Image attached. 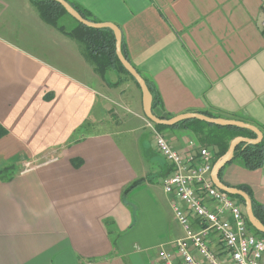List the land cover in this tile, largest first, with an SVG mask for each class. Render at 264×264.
I'll return each mask as SVG.
<instances>
[{"label": "crops", "instance_id": "obj_1", "mask_svg": "<svg viewBox=\"0 0 264 264\" xmlns=\"http://www.w3.org/2000/svg\"><path fill=\"white\" fill-rule=\"evenodd\" d=\"M66 1L120 29L157 113L211 112L264 140V0ZM78 43L30 0H0V264H162L158 250L184 235L163 188L172 166L140 88L115 69L99 75ZM163 134L183 155L205 145L185 128ZM222 181L264 206V160L249 170L235 158ZM210 246L228 258L216 235Z\"/></svg>", "mask_w": 264, "mask_h": 264}, {"label": "built area", "instance_id": "obj_2", "mask_svg": "<svg viewBox=\"0 0 264 264\" xmlns=\"http://www.w3.org/2000/svg\"><path fill=\"white\" fill-rule=\"evenodd\" d=\"M147 125L157 151L172 166L171 174L163 178V188L173 195V212L184 230L172 250H158L157 259L162 264H264V237L249 229L240 203L211 180L213 149L202 146L197 154L183 155L151 122ZM212 234L222 242L226 260L211 248Z\"/></svg>", "mask_w": 264, "mask_h": 264}, {"label": "trees", "instance_id": "obj_3", "mask_svg": "<svg viewBox=\"0 0 264 264\" xmlns=\"http://www.w3.org/2000/svg\"><path fill=\"white\" fill-rule=\"evenodd\" d=\"M32 4L38 9L40 16L49 24L56 27L62 33L66 34L69 37H72L84 45L86 58L89 59L93 65L95 71L103 76V74L109 69H115L134 81V83L139 88V85L135 79L129 74V72L123 67V65L118 60L115 53V37L114 33L110 28H94L88 27L77 20L72 28H65L62 24H59V19L64 15L68 14L63 6L53 0H30ZM74 8L82 15L83 18L90 21H94L90 18L89 14L83 9L74 5ZM69 15V14H68ZM121 51L124 57L128 60L126 56L124 45L121 42ZM129 61V60H128ZM148 89L152 95V112L163 119H168L170 116L167 114H159L155 111L157 105L161 106V100L153 88L151 82L144 78ZM202 113L217 117L215 114L207 111ZM154 128L159 132L163 130L174 127L185 128L190 131L196 139L205 144L204 146H210L215 152L216 159L219 158L227 149L229 141L235 136H245L249 138H254L255 134L245 128H240L236 126H220L211 124L199 119H188L179 121L174 125L167 126L162 124H153ZM6 133V128L0 123V138ZM239 158L244 166L249 170H255L262 166L264 160V140L262 139L258 143H239L233 152V158L227 162L219 171V179L222 181V172L224 167L230 163L233 159ZM7 168H4L6 171ZM223 182V181H222ZM137 183V182H135ZM135 183L133 185H135ZM224 183V182H223ZM225 184V183H224ZM132 185V186H133ZM226 185H228L226 183ZM238 188L243 189L248 193L251 198L252 210L256 218L264 225V206L256 202L251 196L250 190L245 185H238ZM129 189V188H128ZM234 198L242 208H244V201L238 195H230ZM244 210V209H243ZM245 216V213H244ZM248 227L254 234L264 237V234L258 232L256 229L252 228L247 218L245 216Z\"/></svg>", "mask_w": 264, "mask_h": 264}, {"label": "water", "instance_id": "obj_4", "mask_svg": "<svg viewBox=\"0 0 264 264\" xmlns=\"http://www.w3.org/2000/svg\"><path fill=\"white\" fill-rule=\"evenodd\" d=\"M53 1L60 3L65 9V11L75 20L80 22L81 24L88 26V27H94V28L107 27L113 31L114 37H115L116 56L118 60L120 61V63L123 65V67L129 72V74L135 79V81L139 85V88L141 90V95H142L143 113L146 116V118L150 120L152 123L171 126V125L176 124L179 121L188 120V119H199V120H202V121H205L211 124H215V125H220V126H236L240 128H245V129L252 131L255 134L254 138H249V137L240 136V135L233 137L229 141L226 151L219 158L215 160L213 167H212L210 177H211L213 184L218 189L223 190L229 195H238L243 199L244 211H245L247 221L249 222L252 228L264 234V225L254 215L253 210H252L251 198L248 195V193L244 191L243 189L238 188L236 186H228L224 184L219 179V176H218L221 168L233 158V152L235 150V147L241 142H244V143L260 142L262 140L261 131L254 125L241 121V120L214 117V116L206 115L201 112L181 113V114L172 116L168 119H163V118L156 116L152 112V95L148 89V86L144 78L139 74L136 68L122 54L120 29L115 24L110 23V22H94V21H90L88 19L83 18L82 15L66 0H53Z\"/></svg>", "mask_w": 264, "mask_h": 264}, {"label": "rangeland", "instance_id": "obj_5", "mask_svg": "<svg viewBox=\"0 0 264 264\" xmlns=\"http://www.w3.org/2000/svg\"><path fill=\"white\" fill-rule=\"evenodd\" d=\"M65 20H68L69 22H71V23H73V24H75L76 23V21L70 16V15H68V14H64V20H62L61 18L59 19V21H58V23L59 24H64V25H66L65 24ZM67 26H68V24H67ZM78 44H80V46H82V48H83V50H84V45L82 44V43H78ZM111 105H112V107L114 106L115 107V103H111ZM129 109L130 110H126L125 112H126V114L127 115H131L132 114V111H133V109L131 108V107H129ZM148 122V120H146V123ZM148 124V123H147ZM139 132H143V133H146V132H148V130L147 129H144V131H139ZM162 135H164L163 134V132L161 133ZM116 136L118 137V138H120L121 140H123V135H121V134H116ZM125 136H128V135H125ZM127 138V137H126ZM168 141V140H167Z\"/></svg>", "mask_w": 264, "mask_h": 264}]
</instances>
